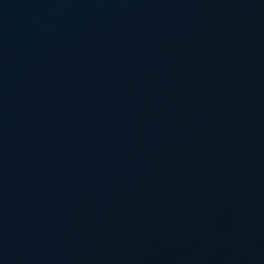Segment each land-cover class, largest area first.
<instances>
[{"label":"water","instance_id":"1","mask_svg":"<svg viewBox=\"0 0 264 264\" xmlns=\"http://www.w3.org/2000/svg\"><path fill=\"white\" fill-rule=\"evenodd\" d=\"M0 264H264V0H0Z\"/></svg>","mask_w":264,"mask_h":264}]
</instances>
